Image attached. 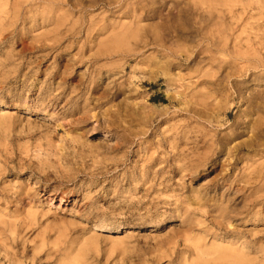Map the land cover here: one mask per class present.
<instances>
[{
	"label": "rangeland",
	"instance_id": "rangeland-1",
	"mask_svg": "<svg viewBox=\"0 0 264 264\" xmlns=\"http://www.w3.org/2000/svg\"><path fill=\"white\" fill-rule=\"evenodd\" d=\"M97 1L0 0V264H197V247L204 264H264V106L247 101L264 70L242 84L233 56L193 52L264 53V0ZM208 6L234 36L202 34ZM133 15L163 28L115 43L151 48L102 53L95 29Z\"/></svg>",
	"mask_w": 264,
	"mask_h": 264
},
{
	"label": "bare ground",
	"instance_id": "bare-ground-1",
	"mask_svg": "<svg viewBox=\"0 0 264 264\" xmlns=\"http://www.w3.org/2000/svg\"><path fill=\"white\" fill-rule=\"evenodd\" d=\"M18 1H20V0H18ZM27 1V0H26ZM45 1V0H44ZM61 1V0H60ZM98 1H100V0H98ZM97 1V2H98ZM112 1V0H111ZM116 1V0H115ZM140 1V0H139ZM142 1V0H141ZM153 2L154 1H157V0H152ZM160 1V0H159ZM164 1H166V0H164ZM193 1V0H192ZM204 1V0H203ZM213 2L214 1H217L216 3H218L217 5H219V4H224L225 5V3H228V1L229 0H212ZM235 1V0H234ZM247 1V0H246ZM245 1V2H246ZM17 2V1H16ZM65 2V1H64ZM74 2H75V0H74ZM74 2H73V4H74ZM90 2V1H89ZM88 2V3H89ZM95 2V1H94ZM118 2V1H117ZM174 2V1H173ZM179 2V1H178ZM196 2H198V1H195L194 3H196ZM199 2H201V1H199ZM240 2V1H239ZM76 3V2H75ZM86 3V2H85ZM91 3V2H90ZM136 3V2H135ZM142 3V2H141ZM152 3V2H151ZM156 3H158V2H156ZM169 3V2H168ZM183 3V2H182ZM184 3H185V1H184ZM189 3H191V2H189ZM230 3V2H229ZM113 4V3H112ZM126 4V3H125ZM143 4V3H142ZM141 4V5H142ZM164 4H166V3H164ZM163 4V5H164ZM187 4V3H186ZM211 4V3H210ZM213 4H215V3H213ZM75 5V4H74ZM78 5V4H77ZM89 5V4H88ZM137 5V4H136ZM145 5V4H144ZM144 5H142V9L143 10H145V6ZM147 5H148V2H147ZM160 5V4H159ZM162 5V4H161ZM176 5V4H175ZM181 5V4H180ZM183 5V4H182ZM181 5V6H182ZM191 5L192 4H190V7H191ZM194 5H196V4H194ZM207 5V4H206ZM216 5V4H215ZM76 6V5H75ZM138 6V5H137ZM169 6V5H168ZM184 6V5H183ZM186 6V5H185ZM184 6V7H185ZM197 6V5H196ZM195 6V7H196ZM243 6H244V4H243ZM257 6V5H256ZM262 6V5H261ZM163 7V6H162ZM177 7H178V5H177ZM215 7V6H214ZM221 7V6H220ZM240 7V6H239ZM75 8V7H74ZM132 8V7H131ZM137 8V7H136ZM159 8V7H158ZM169 8V7H168ZM167 8V9H168ZM175 8V7H174ZM188 8H189V6H188ZM122 9V8H121ZM138 9V8H137ZM141 9V10H142ZM147 9H149V8H147ZM166 9V10H167ZM172 9V8H171ZM178 9V8H177ZM182 9V8H181ZM202 9V8H201ZM201 9H199L200 11H201ZM220 9V8H219ZM224 9V8H223ZM236 9H238V8H236ZM257 9V8H256ZM129 10V9H128ZM162 10V9H161ZM183 10H185V9H183ZM187 10V9H186ZM191 10L193 11V9L191 8ZM242 10V9H241ZM12 11V10H11ZM125 11V10H124ZM148 11V10H147ZM149 11H150V9H149ZM149 11H148V13H149ZM156 7H155V9H153L152 8V10H151V12H152V16H155L156 15ZM206 14H207V16H208V19H207V21H208V23L206 24L207 26L205 27V28H203L204 30H203V32H202V34H208L209 36H210V38H216V39H221L222 38V34H223V32L224 31H222L221 29H220V26H222V24H223V22H224V20L225 19H227V17L229 16L225 11H229L228 9H225V10H222L221 11V9L220 10H218V8L216 9H211V7H209L208 6V8H206V10H203ZM239 11V10H238ZM257 11V10H256ZM260 11V10H259ZM79 12V11H78ZM136 12V10H134V13ZM141 12V11H140ZM159 12V11H158ZM183 12V11H182ZM189 12V11H188ZM197 12H199V11H197ZM216 12V13H215ZM123 13V12H122ZM145 13V12H144ZM147 13V12H146ZM147 13V14H148ZM166 13V12H165ZM178 13V12H177ZM234 13V12H233ZM260 13V12H259ZM158 14V13H157ZM188 14V13H187ZM255 14V13H254ZM124 15H126V14H124ZM140 15V14H139ZM143 15V14H142ZM160 15V14H159ZM159 15H156V16H159ZM174 15V14H173ZM190 15H192V14H190ZM228 15V16H227ZM113 16H115V15H113ZM155 16V17H156ZM252 16H253V14H252ZM144 17V16H143ZM148 17H149V15H148ZM147 17V18H148ZM161 17V16H160ZM163 17V16H162ZM165 17V16H164ZM171 17V16H170ZM188 17V16H187ZM200 17V16H199ZM233 17H234V15H233ZM237 17V16H236ZM249 17V16H248ZM81 18V17H80ZM124 18V17H123ZM132 21L130 22V23H128V24H124L123 23V21H122V19H121V22L122 23H120V25H118L117 23H118V21H116L117 23H108L109 21V19L110 18H108V22H107V24H103V25H101L100 26V28L98 27L97 29H95L96 30V32H102V31H104V33L105 34H110V41H111V44L110 43H108L107 45H105L104 47L105 48H103L102 50H101V52L102 53H108V55H110V56H113L114 54H120V55H122V54H129V53H132V52H139V51H141V50H144L145 48H148V46H147V44L145 45V46H143L142 47V49H140L137 45L135 46V48L134 49H131V48H126L125 46H124V48L123 47H119L115 42H122L124 39H125V44H126V39H129V38H132V39H138V37H139V35H138V33L139 32H142V34L144 35V36H146L147 34H148V31L151 29L152 30V32H151V34H153L154 36L157 34V28H163L161 25V27L158 25H153V24H151L150 23V25H142V24H140V20H138V18H137V16L136 15H133L132 16ZM146 18V17H145ZM145 18H143V20H145ZM166 18V17H165ZM171 18H173V16L171 17ZM201 18V17H200ZM242 18V17H241ZM247 18V17H246ZM125 19H126V17H125ZM124 19V20H125ZM150 19V18H149ZM167 19V18H166ZM165 19V20H166ZM253 19V18H252ZM142 20V19H141ZM160 19H158V21H159ZM162 20V19H161ZM165 20H163L164 21V23H165ZM174 20H175V17H174ZM177 20V19H176ZM176 20H175V22H176ZM228 20V19H227ZM232 20V19H231ZM244 20V19H243ZM102 21V20H101ZM100 21V22H101ZM110 21H111V19H110ZM147 21H149V20H147ZM156 21V20H155ZM168 21V20H167ZM206 21V22H207ZM245 21V20H244ZM103 22V21H102ZM152 22V21H151ZM154 22V21H153ZM175 22H174V24H175ZM229 22V21H228ZM227 22V23H228ZM250 22V21H249ZM149 23V22H148ZM182 23H184V22H182ZM232 23V22H231ZM230 23V24H231ZM157 24V23H156ZM159 24V23H158ZM168 24V23H167ZM173 24V25H174ZM177 24V23H176ZM192 23H190V25H191ZM237 24H239V22L237 23ZM242 24V23H241ZM99 25V24H98ZM172 25V26H173ZM204 25V24H203ZM243 25H244V23H243ZM85 26V25H84ZM174 26H177V25H174ZM189 26V25H188ZM187 26V27H188ZM260 26V25H259ZM194 27H196V26H194ZM201 27V26H200ZM251 27V26H250ZM258 27V26H257ZM96 28V27H95ZM191 28V27H190ZM213 28V29H212ZM247 28V27H246ZM252 28H253V26H252ZM94 29V28H93ZM174 29V28H173ZM177 29V28H176ZM201 29V28H200ZM223 29V28H222ZM237 29H238V27H237ZM250 29V28H249ZM162 30V29H161ZM160 30V31H161ZM192 30V29H191ZM202 30V29H201ZM93 31V30H92ZM159 31V32H160ZM190 31V30H189ZM234 31H236L235 29H233V28H229L227 31H225L224 32V35H225V37L226 38H228V37H232V36H234V34L236 33V32H234ZM91 32V31H90ZM164 32V31H163ZM170 32V31H169ZM172 33H173V31H171ZM199 32H200V30H199ZM209 32V33H208ZM191 33V32H190ZM189 33V34H190ZM91 34V33H90ZM166 34V33H165ZM191 34H193V33H191ZM98 35V34H97ZM161 35V34H160ZM171 35V34H170ZM175 35V34H174ZM176 35H177V33H176ZM179 35V34H178ZM181 35V34H180ZM195 35V34H194ZM200 35V34H199ZM157 36V35H156ZM204 36V35H203ZM208 36V37H209ZM90 37V36H89ZM140 37H141V35H140ZM151 37V36H150ZM166 37V36H165ZM174 37V36H173ZM176 37V36H175ZM181 37H184V36H181ZM189 37V36H188ZM251 37V36H250ZM142 38V37H141ZM152 38H154V37H152ZM151 38V39H152ZM157 38V37H156ZM155 38V39H156ZM162 38H163V36H162ZM226 38L224 39V40H226ZM241 38V37H240ZM239 38V39H240ZM243 38V37H242ZM96 39V38H95ZM150 39V42L152 41ZM158 39V38H157ZM156 39V40H157ZM192 39V38H191ZM194 39H196V38H194ZM97 40V39H96ZM131 40V39H130ZM130 40H128L127 42H129ZM142 40V39H141ZM145 40H147V39H145ZM155 40V41H156ZM163 40H165V38L163 39ZM197 40V39H196ZM212 40V39H211ZM154 41V40H153ZM154 41V42H155ZM167 41V40H166ZM165 41V42H166ZM188 41V40H187ZM210 41V40H209ZM214 41V40H213ZM222 41V40H221ZM220 41V42H221ZM130 42H133L132 43V45L134 44V42H135V40L134 41H130ZM129 42V43H130ZM136 42H138V41H136ZM146 42V41H145ZM159 42H161L162 43V40L161 41H159ZM164 42V41H163ZM169 42H171V41H169ZM215 42V41H214ZM101 43H103V42H101ZM112 43L115 45H112ZM166 43H168V42H166ZM213 43V42H212ZM104 44V43H103ZM198 44V43H197ZM169 44H166V46H168ZM172 45H173V42H172ZM196 45V44H195ZM219 45V44H218ZM236 45H240V44H236ZM264 45V44H263ZM176 46V45H175ZM241 46H243V45H241ZM130 47V46H129ZM133 47V46H132ZM170 47H171V45H170ZM169 47V48H170ZM182 47V46H181ZM189 47H191V46H189ZM257 47V46H256ZM151 47H149L148 49H146V50H149ZM168 48V47H167ZM172 48V47H171ZM215 48V50L214 49H210V48H207V49H197L196 51H193L194 53H196V54H201L203 51H207V52H210V57H209V59L210 60H207V61H211V64H213V63H215L216 62V59H218V58H216V56H220V59L218 60V62H219V65H221L222 63H224V64H227V62L224 60L225 59V55L227 56L228 54L230 55V56H233V60H232V64H233V67L231 68V66H230V68H231V70L233 71V72H235L237 75H239V77H236V78H240V77H244V79L243 80H241V81H239L238 79H234V80H236V82H240V83H244L245 82V78L247 77V79L246 80H248L249 78H251V77H253L250 81H254V80H256L259 76H258V74H256L254 71L255 70H264V53H262V52H260V51H257V50H254V52L252 53V54H254V56H252V58H254V59H252V58H249V57H247V55H249V54H246V53H240L238 50H236L235 52H227V50L223 47V45H222V47H220V46H215L214 47ZM247 48H249L248 46H247ZM181 49H183V48H181ZM191 49V48H190ZM192 49H193V47H192ZM191 49V50H192ZM195 49V48H194ZM172 50V49H171ZM170 50V51H171ZM175 50V49H174ZM187 50V48L186 49H184V51H186ZM249 50V49H248ZM260 50V49H259ZM176 51V50H175ZM183 51V52H184ZM251 51V50H250ZM264 51V50H263ZM157 52V51H156ZM171 52H173V51H171ZM177 52V51H176ZM175 52V53H176ZM189 52V51H188ZM179 53L180 54H182V52H180L179 51ZM179 53H177V55L179 54ZM193 53V54H194ZM237 53V54H236ZM143 54V53H142ZM158 54V53H157ZM187 54V53H186ZM191 55V53H188V55ZM232 54V55H231ZM236 54V55H235ZM174 56V55H173ZM150 57V56H149ZM170 58V57H169ZM224 58V59H223ZM227 59V58H226ZM166 60H167V58H166ZM171 60V59H170ZM194 60V59H193ZM229 60V59H228ZM164 61H165V59H164ZM173 61V60H172ZM197 61V60H196ZM203 61V60H202ZM225 61V62H224ZM167 62V61H166ZM153 63V62H152ZM162 63V62H161ZM170 63V62H169ZM176 63V62H175ZM200 64V62L198 63V65ZM228 64H230L229 62H228ZM158 65V64H157ZM173 65V64H172ZM201 65V64H200ZM159 66H160V64H159ZM158 66V67H159ZM166 66H168V65H166L165 64V67ZM224 66V65H223ZM225 66H227V65H225ZM174 67V66H173ZM172 67V68H173ZM202 67H203V65H202ZM220 68H221V66H219ZM161 67H159L158 69H160ZM171 68V67H170ZM175 68V67H174ZM177 68V67H176ZM179 68V67H178ZM210 68V67H209ZM215 68V67H214ZM198 69V68H197ZM201 69V68H200ZM211 69H212V67H211ZM224 69V68H223ZM226 70V69H225ZM208 71V70H207ZM212 71V70H211ZM215 71V70H214ZM222 71V70H221ZM164 72H165V70H164ZM163 72V73H164ZM224 72V71H223ZM226 72H227V70H226ZM233 72H231L232 74H233ZM219 73V72H218ZM167 74V73H166ZM168 74H169V71H168ZM177 74V73H176ZM213 74V73H212ZM227 74V73H226ZM163 75V74H162ZM165 75V74H164ZM163 75V76H164ZM178 75V74H177ZM209 75V74H208ZM214 75V74H213ZM223 75V74H222ZM235 74H233V76H234ZM166 76H168V75H166ZM236 76V75H235ZM173 77V76H172ZM174 77H175V75H174ZM214 77H216V76H214ZM226 77H230L229 75H226ZM169 78V77H168ZM212 78V76L210 77V79ZM233 78V77H232ZM260 78V77H259ZM174 79H176V78H173V80ZM178 80H180L179 78H177ZM177 80V81H178ZM238 80V81H237ZM175 81V80H174ZM172 82V81H171ZM181 82V83H180ZM179 83L180 84H182L183 85V81H180ZM247 82H249V81H247ZM246 82V83H247ZM256 82V81H255ZM259 82V81H258ZM178 83V84H179ZM219 83V82H218ZM218 83H217V85H218ZM251 83V82H250ZM257 83V82H256ZM264 83V82H263ZM263 83H261V84H263ZM216 84V83H215ZM182 85H180V87L182 86ZM185 85V84H184ZM213 85V84H212ZM219 85H221V83L219 84ZM218 85V86H219ZM186 86V88H187V86H189V85H185ZM185 86H182V87H184L185 88ZM225 86V85H224ZM246 86H248V84L246 85ZM179 87V88H180ZM217 87V86H216ZM215 87V88H216ZM221 87V86H220ZM186 88H185V90H186ZM189 88V87H188ZM187 88V89H188ZM233 88V90H234V92H233V100H236V99H239L241 102L243 101V100H245L244 98H243V88H245V86L244 85H235V86H233L232 87ZM249 88V87H248ZM223 89V88H222ZM221 89V90H222ZM226 89V88H225ZM252 90V89H251ZM218 92V91H217ZM232 92V91H231ZM249 92V91H248ZM226 93V92H225ZM250 93V92H249ZM248 93V94H249ZM252 93H253V91H252ZM251 93V97L249 96V99L247 100L248 101V103H251L252 102V100H260L261 101V103H262V105L264 106V97L261 95V93H254V94H252ZM177 94V93H176ZM228 94H229V92H228ZM227 94V96L228 97H230L229 95ZM174 96H175V93L173 94ZM178 95V94H177ZM180 95V94H179ZM208 95V94H207ZM210 95V94H209ZM173 96V97H174ZM213 96V95H212ZM181 98V97H180ZM191 98H193V97H190V100H191ZM208 98V97H207ZM176 99V98H175ZM177 99H179V98H177ZM194 99V98H193ZM209 99V98H208ZM180 100V99H179ZM210 100V99H209ZM208 101V100H207ZM239 101V102H240ZM201 102V101H200ZM202 103H203V101H202ZM212 103V102H211ZM215 103V102H214ZM243 104H244V102H242ZM255 103V102H254ZM197 104V103H196ZM201 104V103H200ZM207 104V103H206ZM247 104V103H246ZM253 104V103H252ZM259 104V103H258ZM212 105V104H211ZM260 105V104H259ZM201 106H202V104H201ZM200 106V107H201ZM207 106V105H206ZM213 106H214V104H213ZM253 107V106H252ZM233 108V107H232ZM254 111H255V109H253ZM244 111V110H243ZM261 111V110H260ZM259 111V112H260ZM204 112V111H203ZM202 112V113H203ZM228 112V111H227ZM245 112H246V110H245ZM257 112V111H256ZM201 113V112H200ZM230 114V113H229ZM250 114V113H249ZM256 117V116H255ZM248 118V117H247ZM246 118V119H247ZM241 119H242V117H241ZM238 121V120H237ZM245 123V122H244ZM241 124V123H240ZM249 124V123H248ZM254 124V123H253ZM234 127H235V125H233ZM258 126V124H256L255 125V127H257ZM260 126V125H259ZM250 127V126H249ZM247 128V127H246ZM252 128V127H251ZM259 128V127H258ZM233 129V128H232ZM259 131V130H258ZM263 131H264V129H260V132H261V135L262 134H264L263 133ZM257 132V131H256ZM252 134H255V133H252ZM236 135H238V133H236V132H234V133H232L231 135H229V138L231 139V137L232 136H236ZM256 135V134H255ZM257 136V135H256ZM251 137V136H250ZM258 137V136H257ZM263 137V139H264V135L262 136ZM260 138L261 137H259L258 139L260 140ZM251 139V138H250ZM253 139V138H252ZM254 139H256L255 137H254ZM203 140H205V139H203ZM227 140V139H226ZM224 141V140H223ZM224 143H226V141L225 142H223L222 144H224ZM252 143H255V141L253 140V142ZM244 144H245V142H244ZM257 144H258V142H257ZM248 146H250L249 144H247ZM253 145V144H252ZM256 145V144H255ZM241 146H242V144H240V145H236V146H233L232 147V149H234V151L235 152H237V153H239L240 152V150H241ZM260 146V145H259ZM252 147V146H251ZM230 149H231V147H230ZM226 150V147L225 146H219V148H218V153H222V152H224ZM255 153V152H254ZM256 154H254V156H255ZM170 156V155H169ZM234 160L237 162V160L238 159H236V158H234ZM257 162V161H256ZM251 165V164H250ZM177 168V167H176ZM179 169V168H178ZM184 170V169H183ZM176 173V172H175ZM251 179V178H250ZM248 180H249V178H248ZM241 181V180H240ZM248 184H249V182H248ZM254 184V183H253ZM262 191V190H261ZM261 191H259V192H261ZM202 204V203H201ZM222 206V205H221ZM201 207V206H200ZM223 207V206H222ZM211 211V210H210ZM218 212V211H217ZM216 212V213H217ZM208 214V213H207ZM220 219V218H219ZM219 221V220H218ZM214 222V221H213ZM227 223V222H226ZM192 224H194V223H192ZM221 225H223V224H221ZM192 226V225H191ZM205 236V235H204ZM223 242H225V241H223ZM232 248V247H231ZM223 249H225V248H223ZM223 249H216V251H220L221 252V255L223 256V258L224 259H226V260H229V262H233L234 260H235V258H234V253L231 251V250H223ZM230 249V248H229ZM196 252H197V258H198V260H197V264H204L202 261H200L199 259L204 255V251L202 250V248L200 247H197L196 249ZM183 252V251H182ZM69 254V253H68ZM193 254V253H192ZM248 254V253H247ZM251 255V254H250ZM253 256V255H252ZM69 258V257H68ZM237 258V257H236ZM242 258V257H241ZM77 259V258H76ZM79 259V258H78ZM217 259H219V258H217ZM240 259V258H239ZM82 260V259H81ZM237 260V259H236ZM241 260H243V259H241ZM250 261H252L253 259H249ZM73 262H75V261H73ZM219 262V261H218ZM241 262V261H240ZM242 262H244V260L242 261ZM247 262H249V261H247V260H245V263L246 264H248ZM70 264V263H69ZM238 264V263H237Z\"/></svg>",
	"mask_w": 264,
	"mask_h": 264
}]
</instances>
